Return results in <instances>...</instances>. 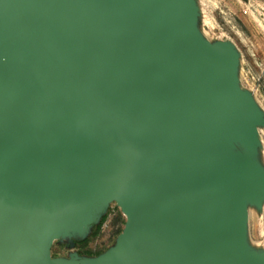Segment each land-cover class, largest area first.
Returning <instances> with one entry per match:
<instances>
[{"label":"water","instance_id":"water-1","mask_svg":"<svg viewBox=\"0 0 264 264\" xmlns=\"http://www.w3.org/2000/svg\"><path fill=\"white\" fill-rule=\"evenodd\" d=\"M185 0H0V264L50 256L115 201V251L87 264L236 261L256 172L230 156L252 111ZM71 221L74 223L71 224Z\"/></svg>","mask_w":264,"mask_h":264},{"label":"rangeland","instance_id":"rangeland-1","mask_svg":"<svg viewBox=\"0 0 264 264\" xmlns=\"http://www.w3.org/2000/svg\"><path fill=\"white\" fill-rule=\"evenodd\" d=\"M185 5L192 31L210 46L231 53L233 74L250 104L249 133L229 141L230 156L248 164L260 186L245 203L244 233L233 238L232 250L237 262L264 264V0H185ZM87 211L80 230L83 237L74 239L65 232L54 239L52 259L87 264L115 251V232L123 227L118 214L125 220L116 202Z\"/></svg>","mask_w":264,"mask_h":264},{"label":"trees","instance_id":"trees-1","mask_svg":"<svg viewBox=\"0 0 264 264\" xmlns=\"http://www.w3.org/2000/svg\"><path fill=\"white\" fill-rule=\"evenodd\" d=\"M117 220H119V222H121V224H123V226H124L125 220L122 219V216L120 214H118ZM122 229H123V227L118 228L115 233L117 235H119L122 232Z\"/></svg>","mask_w":264,"mask_h":264}]
</instances>
